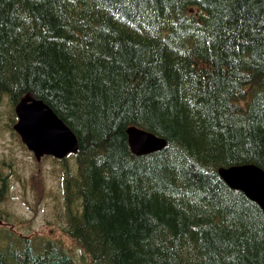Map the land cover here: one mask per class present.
Instances as JSON below:
<instances>
[{
	"label": "trees",
	"instance_id": "16d2710c",
	"mask_svg": "<svg viewBox=\"0 0 264 264\" xmlns=\"http://www.w3.org/2000/svg\"><path fill=\"white\" fill-rule=\"evenodd\" d=\"M27 94L78 139L76 248L4 225L0 168V264H264V212L218 173L264 170V0H0L12 129ZM131 127L167 145L136 156Z\"/></svg>",
	"mask_w": 264,
	"mask_h": 264
},
{
	"label": "rangeland",
	"instance_id": "374dc122",
	"mask_svg": "<svg viewBox=\"0 0 264 264\" xmlns=\"http://www.w3.org/2000/svg\"><path fill=\"white\" fill-rule=\"evenodd\" d=\"M11 126L10 108L5 100L0 107V161L3 162L0 168L8 189L1 209L10 214L11 221L4 225L26 235L44 234L76 248L64 230L61 165L51 155L28 149ZM73 161L70 159L69 163Z\"/></svg>",
	"mask_w": 264,
	"mask_h": 264
},
{
	"label": "water",
	"instance_id": "95a60500",
	"mask_svg": "<svg viewBox=\"0 0 264 264\" xmlns=\"http://www.w3.org/2000/svg\"><path fill=\"white\" fill-rule=\"evenodd\" d=\"M15 112L17 122L14 130L34 153L63 159L69 153L78 151L75 134L42 100L28 94L17 104ZM127 133L131 151L137 156L147 155L166 146L165 140L140 129L131 128ZM218 172L232 189L243 192L264 211L263 169L254 164H245L220 168Z\"/></svg>",
	"mask_w": 264,
	"mask_h": 264
},
{
	"label": "bare ground",
	"instance_id": "6f19581e",
	"mask_svg": "<svg viewBox=\"0 0 264 264\" xmlns=\"http://www.w3.org/2000/svg\"><path fill=\"white\" fill-rule=\"evenodd\" d=\"M244 165V164H243ZM250 171V170H249ZM253 177V176H252Z\"/></svg>",
	"mask_w": 264,
	"mask_h": 264
}]
</instances>
